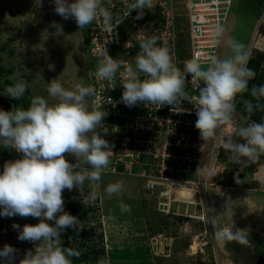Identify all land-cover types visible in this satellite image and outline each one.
Listing matches in <instances>:
<instances>
[{"label": "clouds", "instance_id": "9594fccd", "mask_svg": "<svg viewBox=\"0 0 264 264\" xmlns=\"http://www.w3.org/2000/svg\"><path fill=\"white\" fill-rule=\"evenodd\" d=\"M52 2L55 13L65 20L74 19L78 29L83 30L99 19L101 23L98 26L109 36L115 35L117 27L133 11L136 12L134 19L139 20L143 18L145 9L155 7L153 0H130L124 10L116 14L113 0ZM33 4L42 8L43 0H33ZM52 27L60 29L61 26L53 22ZM224 35L222 23L218 21L211 26L213 48L221 44ZM226 43L231 54L225 58L213 54L203 64L200 58H192L181 68L174 63L170 49L158 45L157 37L142 33L138 41L140 50L135 58L131 56L133 62L125 69L120 101L129 108L141 103L156 105L157 108L174 106L188 99V84L195 85L198 91L195 128L204 142L201 147L210 140H216L221 128L232 121L238 96L250 93L252 99L243 101L246 112H264V84L252 85L249 89V82L255 78L256 72L248 66L251 56L245 44L235 38H228ZM98 56L96 77L104 81L115 80L122 67L121 61L108 55L107 50H101ZM47 67L50 71L55 70L53 63ZM26 91L24 80L6 88L7 96L17 100L22 99ZM46 92L47 96L31 97L26 108L0 109V146L20 154V158L6 162L0 171V216L38 220L36 224L12 225L18 233V240L35 245L34 250L25 252L19 264H73L71 258L81 255L78 247H63L60 239L65 229H77L80 224L76 216L64 210L62 193L65 190L76 189L83 194L86 181L89 182L92 187L83 203L92 207L102 194L109 198L121 197L125 187L122 180H116L104 186L103 193L98 191L109 169L113 146L104 138L109 129L104 123L108 112L103 108L102 99L91 102L97 95L96 89L81 83L65 88L55 78L49 81ZM235 137L244 142H237ZM225 149L238 165L229 171L234 182L243 186L245 182H239L242 176L248 180L257 179L251 187L256 186L257 181L261 184L259 177L250 178L249 170H256L254 163L264 157V122L251 121L238 128L226 138ZM66 155L74 157L75 162L66 159ZM249 164L243 173L240 165L246 167ZM223 169L225 167L211 168L205 179L207 184H202L203 187L212 184L213 171ZM258 169L264 172V166ZM119 208L122 214L131 212V206L122 201ZM223 211L230 219L233 218L231 199L225 201ZM213 226L214 236L220 243L234 241L251 247L243 230H233L234 222L223 229ZM17 253L18 249L5 244L0 248V264H11Z\"/></svg>", "mask_w": 264, "mask_h": 264}, {"label": "rangeland", "instance_id": "374dc122", "mask_svg": "<svg viewBox=\"0 0 264 264\" xmlns=\"http://www.w3.org/2000/svg\"><path fill=\"white\" fill-rule=\"evenodd\" d=\"M162 1L174 16L172 57L182 68L190 58L187 0ZM230 6L223 22L225 35L215 55L223 59L231 54L226 43L228 38L244 43L250 56L256 51L264 53V0H233ZM53 22L59 24L60 29L53 28ZM85 35L86 28L78 29L74 19L65 20L55 13L52 0H43L42 8L34 7L33 0H0V96L11 100L6 88L19 80L26 81L28 92L24 96L30 98L47 96L49 81L55 78L65 88H72L77 83L89 85L99 60L89 54ZM114 54L118 58L131 57L125 51ZM49 63L55 65L54 71L48 70ZM257 113L264 116V112ZM249 114L242 107L235 111L232 121L226 124L219 151H212L215 140L201 147L204 142L199 137L197 169L193 172L197 183L191 188L195 191L193 196H182L171 190L164 199L161 188L160 191L148 189L138 176L114 170L110 157L109 169L98 191L103 193V187L109 182L122 180L124 192L121 197L112 198L102 194L95 209L89 213V219L81 222L78 229V233L86 230L87 246L94 245L96 264H259V256L264 258V172L258 168L264 166V157L254 163L256 170H249L250 178L259 177L261 184L257 181L258 184L251 187L257 179L241 176L239 182H245L241 186L229 173L232 160L225 149L226 138L246 126ZM188 120L191 122L188 126L199 136L195 119ZM107 127L109 132L104 138L112 144L115 131L121 127ZM120 134L122 131L118 132ZM235 139L244 142L241 138ZM214 145L216 147L217 143ZM18 158L20 154L14 149L0 146L1 168L7 161ZM66 159L75 162L71 155H66ZM217 162L227 163V166L224 165L225 169L221 171H213L216 175L210 178L212 184L204 188L203 174L209 164L216 168ZM244 168L248 167L240 165L243 173L247 171ZM91 187L86 181L83 194L76 189L65 190L62 193L64 210L68 203L84 202ZM228 199H231L234 211L233 221L223 211ZM121 201L131 206L130 213L120 212ZM233 222V230H243L251 247L234 241L222 244L215 238L213 225L223 229Z\"/></svg>", "mask_w": 264, "mask_h": 264}, {"label": "built area", "instance_id": "2783aa9c", "mask_svg": "<svg viewBox=\"0 0 264 264\" xmlns=\"http://www.w3.org/2000/svg\"><path fill=\"white\" fill-rule=\"evenodd\" d=\"M232 1H186V19L189 22V60L200 58L203 64L211 55L216 54L217 47L213 48L211 44V26L218 21L223 24L229 14ZM127 2L130 0H113L114 13L122 12ZM153 4L155 7L152 10L145 9L142 19H134L136 12L133 11L117 27L115 35L109 36L105 33L104 29L98 26L101 23L99 19L87 27L90 53L99 60L98 53L101 50H107L108 55L122 63L115 80H100L96 77L95 70L91 74L89 85L93 86L97 92L91 102L96 103L102 99L103 108L108 112L104 121L105 125L110 126L111 129L121 127V130L115 131L116 136L112 141L113 153L110 157H112L114 170L118 164L122 165L121 173L138 176L145 182L148 189L160 191L159 188H161L160 194L165 199L171 190L179 192L183 189L191 193V188L197 183L193 179V172L197 169L196 153L200 136L191 128L187 131V126L191 124L189 118L195 121L197 119L195 107H197L198 91L195 85L189 83L188 99L181 101V104L157 108L156 105L141 103L129 108L120 101L123 91L121 83L124 80L126 67L133 61L131 57L118 58L114 54L118 51L129 54L130 50H140L138 44L140 35L147 33L157 37L158 45L168 47L172 55L174 16L162 0H153ZM173 61L175 63L174 59ZM114 84L115 86L112 87ZM119 119L122 123H119ZM251 121L255 120L248 116L246 125ZM226 129V125L221 128L222 132L221 130L219 132L221 135L219 134L214 141L212 151H218ZM121 131L122 134L118 135ZM215 143H217L216 147ZM223 167L224 163L217 162L215 169ZM211 168H214L213 164H209L207 174H203V185L207 184L205 179L210 175ZM191 194H194V191Z\"/></svg>", "mask_w": 264, "mask_h": 264}, {"label": "trees", "instance_id": "16d2710c", "mask_svg": "<svg viewBox=\"0 0 264 264\" xmlns=\"http://www.w3.org/2000/svg\"><path fill=\"white\" fill-rule=\"evenodd\" d=\"M84 39L86 42L89 41L87 37V28ZM137 52H139V50L134 49V50H130L129 54L132 56V58H135ZM89 54H91L90 51ZM262 63H264V53L258 51L254 52V54L251 56L248 66L256 72V76L253 80L249 82V89L251 88L252 85L264 84V79H263L264 70L262 69ZM4 73L7 74V72ZM238 98L241 99L238 100ZM30 99L31 98L28 96H23V98L19 100L11 98L12 102L14 103V107H25V108L29 106ZM248 99H252L250 93H244L242 96H238L236 110L241 109V107L244 108L243 101ZM262 103H264V101H262ZM249 117L255 121L264 122V120H262V117L264 116H259L257 111L250 113ZM119 123H122V120L119 119ZM188 130H191L189 126H187V131ZM237 166L238 165L232 161L231 167H237ZM116 169L121 171L122 165L118 164L116 166ZM189 175L191 176L190 173ZM94 209H95L94 206L89 207L83 202L68 203V205L66 206V212L72 214L73 216H76L80 220V223L87 221L89 219V213ZM78 229H79V225L77 226V229L67 228L61 233L60 239L62 242V246L73 247L75 245L74 247H78L79 250L81 251V255L78 258L77 257L71 258L73 264H96L98 258L93 255L94 245L87 246L86 239L84 238L86 230H84L82 233H78ZM99 237L102 238V235L100 234Z\"/></svg>", "mask_w": 264, "mask_h": 264}, {"label": "crops", "instance_id": "0c3cea01", "mask_svg": "<svg viewBox=\"0 0 264 264\" xmlns=\"http://www.w3.org/2000/svg\"><path fill=\"white\" fill-rule=\"evenodd\" d=\"M2 170L3 168L0 167V171ZM14 223L23 226L24 224H36L38 223V220L32 217L21 218L19 216H14V217L0 216V248H2L5 244H9L14 248L18 249V253L15 259L11 262V264H19V261L24 257L25 252L27 250H34L35 245L32 242H28V241L22 242L17 239L18 233L16 230L12 228V225ZM3 264H8V262H3Z\"/></svg>", "mask_w": 264, "mask_h": 264}, {"label": "water", "instance_id": "95a60500", "mask_svg": "<svg viewBox=\"0 0 264 264\" xmlns=\"http://www.w3.org/2000/svg\"><path fill=\"white\" fill-rule=\"evenodd\" d=\"M13 108H14V103L10 99L0 96V109L9 111L12 110ZM258 263L264 264L263 256H259Z\"/></svg>", "mask_w": 264, "mask_h": 264}, {"label": "bare ground", "instance_id": "6f19581e", "mask_svg": "<svg viewBox=\"0 0 264 264\" xmlns=\"http://www.w3.org/2000/svg\"><path fill=\"white\" fill-rule=\"evenodd\" d=\"M176 16V15H175ZM180 192V194L182 195V196H187L188 195V192L186 191V190H181V191H179ZM189 196V195H188Z\"/></svg>", "mask_w": 264, "mask_h": 264}]
</instances>
